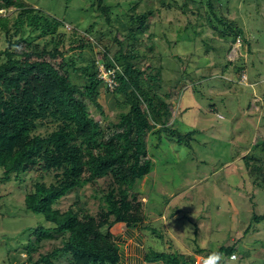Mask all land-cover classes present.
Wrapping results in <instances>:
<instances>
[{"label": "rangeland", "instance_id": "obj_1", "mask_svg": "<svg viewBox=\"0 0 264 264\" xmlns=\"http://www.w3.org/2000/svg\"><path fill=\"white\" fill-rule=\"evenodd\" d=\"M19 1L51 17L72 22L67 24L71 30L88 17L80 11L88 7V0ZM106 1L112 5L113 17L124 18L128 7H135V13H152L148 16L144 36L130 40L144 52V56L134 63L141 68L149 64L161 66L163 85L172 86L177 79L181 81L176 87L182 89L169 100L167 127L181 135L188 128L194 132L187 148L184 145L178 147L173 138L168 139L176 134L160 132L159 144L154 132L146 135V150L154 164L150 173L137 180L131 190L137 195L136 201L142 204L144 220L138 225H149L156 230L169 226L165 231L180 243L175 248L179 252L201 245L200 237L203 233L206 237L208 230L210 236L202 244L204 249L207 244L214 243L207 248L213 252L223 240L227 239L225 245L239 240L241 249L236 256H242L241 264H264V222L251 225L252 216L264 215V188L254 183V175L243 163V158L250 155L251 162L261 164V175L264 176V152L252 150L256 142L262 143L264 149V0H219L224 7L215 9L214 15L211 13L218 23L211 16L210 23L206 21L208 0ZM15 12L13 7L3 8L0 15L12 16ZM93 20L96 21L95 29L102 32V41H112L117 34L114 26L122 23H113V29L108 30L102 17ZM238 29L242 30L241 35H238ZM34 34L30 33V38L37 39L41 46L46 37ZM119 36L123 39L125 32ZM6 45L0 33V50ZM22 48L24 45L21 44L16 51L20 52ZM102 50L96 44L92 52L86 49L80 58L75 53L77 66L90 56L100 62ZM71 55L67 53L66 57ZM60 62L61 58L53 61L55 64ZM237 65L245 66L244 70L236 71ZM102 67H98V72ZM70 74L73 82L84 83L72 71ZM98 90V102L106 119L95 105L88 100L86 103L93 118L104 127L110 121L115 122L118 113L123 111L119 106L122 100L102 86ZM163 91L159 89V93ZM47 128L39 127L36 132L44 135L50 131V127ZM12 164L10 162L0 170V176ZM40 177L46 184L53 181L37 165L27 173L23 183L13 179L0 183V264L25 262V228L38 220L25 211L23 198L25 187L34 188V182ZM111 180V177L102 178L92 187L71 192L57 207L64 211L80 198L98 218L104 204L100 198L108 191ZM93 188L98 191L97 198L93 197ZM146 206L150 209L145 210ZM248 226L252 227L243 235ZM57 244L58 240L54 239L40 243L33 259L51 251ZM221 259L222 264H236L228 258Z\"/></svg>", "mask_w": 264, "mask_h": 264}, {"label": "trees", "instance_id": "obj_2", "mask_svg": "<svg viewBox=\"0 0 264 264\" xmlns=\"http://www.w3.org/2000/svg\"><path fill=\"white\" fill-rule=\"evenodd\" d=\"M87 2V8H80L88 16L87 20L78 22L71 30L67 24L72 22L51 17L28 3L0 0V10L16 9L15 15H0V33L7 43L5 49L0 50V170L13 163L3 171L0 183L11 179L23 183L27 173L37 165L45 176L53 180L46 184L40 177L34 182V188L25 187L24 209L38 221L25 228L23 264H116L118 254L109 233L110 227L116 223L137 226L144 220L142 204L136 201L137 195L131 190L137 180L153 168L154 163L146 150V135L154 132L159 144L160 132L176 134V137H165V140L173 138L178 147L184 145L187 148L194 133L188 128L181 135L167 127L169 100L182 89L176 87L181 81L177 79L172 86L163 85L161 66L149 64L141 68L134 63L144 56V52L130 40L144 36L148 16L152 13H135V7H128L124 18L113 17L112 5L106 0ZM220 7L224 6L219 0H208L207 22L210 23L212 17L218 23L211 13ZM100 17L108 30L113 29V23L122 22L118 27L114 26L117 34L112 41H102V32L95 29L96 21L93 19ZM91 19L93 21H89ZM59 28L63 31L59 32ZM237 31L238 35L242 34L241 29ZM121 32H125L123 39L119 36ZM30 33L46 37L44 43L40 46L37 39L30 38ZM21 44L24 48L17 52ZM96 44L103 49L100 62L90 56L83 58L84 63L77 66L74 54L80 58L84 50L92 52ZM67 53L72 55L66 57ZM58 58L61 62L53 63ZM100 65L106 69L117 68V86L111 91L98 78ZM236 68L240 72L245 66L237 65ZM71 71L82 78V85L72 81ZM101 86L121 98L119 106L123 110L115 122L110 121L104 127L93 118L86 103L88 100L95 105L106 119L98 102V88ZM160 88L164 89L162 93H159ZM42 126L50 127V131L44 135L37 133ZM252 150L263 153L262 143L256 142ZM251 159L250 155L243 158L244 168L254 175V183L264 188L263 168ZM106 177L112 180L108 191L100 198L104 204L98 218L91 214L86 202L80 198L64 211L57 207L59 201L71 192L92 187ZM92 190L93 197L97 198L98 191ZM144 209L150 208L146 206ZM252 219L251 225L260 224L264 222V215H254ZM51 239L58 240V244L34 260L32 255L40 243L42 245ZM226 240L215 251L207 250L214 243L207 244L204 251L241 264L242 256H236L241 249L239 240L225 245ZM232 255L236 258L231 259ZM156 257L168 260L169 264L187 262L185 256L177 254ZM221 260L218 264H222Z\"/></svg>", "mask_w": 264, "mask_h": 264}, {"label": "crops", "instance_id": "obj_3", "mask_svg": "<svg viewBox=\"0 0 264 264\" xmlns=\"http://www.w3.org/2000/svg\"><path fill=\"white\" fill-rule=\"evenodd\" d=\"M164 227L161 229L157 227L158 230H156L149 225L127 226L125 223H116L111 226L109 233L118 254L116 264H169L168 260L165 261L156 257L160 254L185 256L184 260L187 261L185 264H206V259L210 253L205 254V247L202 244L210 236L208 230L206 237H203L204 233L200 237L201 245H194L196 248L190 249L187 247L185 252H179L176 249L180 243L174 236L171 235L170 237V234L168 235L165 231L169 226ZM228 261L234 262L235 260L229 259Z\"/></svg>", "mask_w": 264, "mask_h": 264}, {"label": "built area", "instance_id": "obj_4", "mask_svg": "<svg viewBox=\"0 0 264 264\" xmlns=\"http://www.w3.org/2000/svg\"><path fill=\"white\" fill-rule=\"evenodd\" d=\"M116 69H106L102 67V70L100 69L98 78L99 80H102L105 83V87H107L110 91L114 89V87L117 86V83L115 81V76H116ZM236 256L232 255L231 259H235Z\"/></svg>", "mask_w": 264, "mask_h": 264}, {"label": "clouds", "instance_id": "obj_5", "mask_svg": "<svg viewBox=\"0 0 264 264\" xmlns=\"http://www.w3.org/2000/svg\"><path fill=\"white\" fill-rule=\"evenodd\" d=\"M220 256L217 253H211L206 259V264H218L220 261Z\"/></svg>", "mask_w": 264, "mask_h": 264}]
</instances>
